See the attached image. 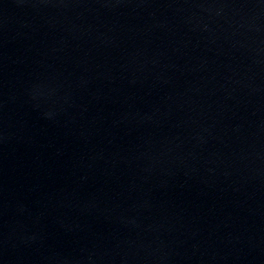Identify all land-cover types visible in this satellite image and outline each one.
I'll list each match as a JSON object with an SVG mask.
<instances>
[{"label":"water","instance_id":"obj_1","mask_svg":"<svg viewBox=\"0 0 264 264\" xmlns=\"http://www.w3.org/2000/svg\"><path fill=\"white\" fill-rule=\"evenodd\" d=\"M0 264H264V0H0Z\"/></svg>","mask_w":264,"mask_h":264}]
</instances>
